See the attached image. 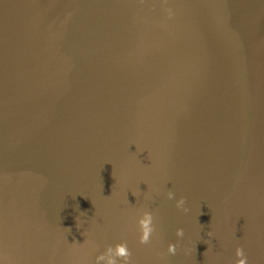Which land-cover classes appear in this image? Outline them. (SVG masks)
<instances>
[{
    "label": "water",
    "instance_id": "95a60500",
    "mask_svg": "<svg viewBox=\"0 0 264 264\" xmlns=\"http://www.w3.org/2000/svg\"><path fill=\"white\" fill-rule=\"evenodd\" d=\"M82 233L264 264V0H0V264H76Z\"/></svg>",
    "mask_w": 264,
    "mask_h": 264
},
{
    "label": "clouds",
    "instance_id": "9594fccd",
    "mask_svg": "<svg viewBox=\"0 0 264 264\" xmlns=\"http://www.w3.org/2000/svg\"><path fill=\"white\" fill-rule=\"evenodd\" d=\"M167 19L171 20L174 16L173 9L166 10ZM161 189L154 188L143 192L144 197L147 200L153 198V194L159 195ZM138 188L137 192H132V195L137 197L140 194ZM163 196L170 201H174L175 207L183 212H187L188 208L185 206L186 199L183 196L177 197L176 194L170 189L163 190ZM127 203L128 200H126ZM132 229L134 230V238L139 245L154 246L153 242L157 241L161 243V230L159 219L154 215L153 211L149 210L147 205L135 208L131 213ZM184 229L177 228L175 236L178 238L175 243L168 242L166 247L161 243V247L155 248L154 255L161 258L163 261L167 256H174L177 253V249L180 246V239L184 237ZM84 235V233H82ZM85 236V235H84ZM207 236L211 238L212 233L208 232ZM208 244V242H205ZM76 246L77 249H87L84 255H81L76 260V264H137L133 258V252L129 248L128 243L124 240L115 242L112 244H104L101 250V244L95 240H90L85 236L83 243L73 241L71 243ZM210 251L208 248L205 251ZM231 264H248V257L245 255L244 249L237 245L234 248V255Z\"/></svg>",
    "mask_w": 264,
    "mask_h": 264
}]
</instances>
